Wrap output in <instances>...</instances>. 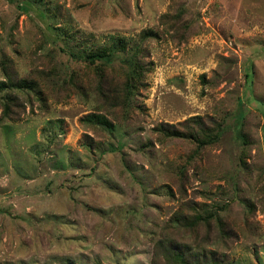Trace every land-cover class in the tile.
Wrapping results in <instances>:
<instances>
[{"label":"rangeland","instance_id":"rangeland-1","mask_svg":"<svg viewBox=\"0 0 264 264\" xmlns=\"http://www.w3.org/2000/svg\"><path fill=\"white\" fill-rule=\"evenodd\" d=\"M147 29V86L113 117L120 59L100 85L97 64L71 51ZM9 79L37 87L0 98V264H171L168 237L222 264H264V0H0ZM193 116L220 137L198 148L161 130L197 129ZM205 209L221 220L175 222Z\"/></svg>","mask_w":264,"mask_h":264},{"label":"trees","instance_id":"trees-1","mask_svg":"<svg viewBox=\"0 0 264 264\" xmlns=\"http://www.w3.org/2000/svg\"><path fill=\"white\" fill-rule=\"evenodd\" d=\"M149 37H157V34L153 30H143L141 33V40L135 44H128L123 38L119 39H110L108 43H105L103 46H95L90 49H83L80 52L71 51V55L80 60L86 61L88 64H97L96 65V75L99 76L98 84L101 85L104 74L101 72L107 66H113L111 62L114 60H119L122 64L125 74V81L123 82L122 91L124 92V97L122 100H116L115 97H106L104 99L105 103L111 109H106V112L115 117L114 109L120 108L123 113L129 111L128 109L133 104L134 95H136L140 88H145L147 86V81L145 80V74L153 68L152 61H146L144 57L147 55L142 46L144 39ZM75 77H72L68 82H72ZM35 81H27L25 79L18 80L17 82L9 79L6 81L0 82V98L7 101L8 93L7 91L13 88H30L35 89L37 86ZM113 90V89H112ZM111 90V91H112ZM114 93H118L117 90ZM101 108V106H96ZM84 119L90 121L93 126H101L107 129H112L113 121H111L107 115L103 113L91 112L87 114ZM192 120H196L198 125L197 129L191 128L188 123L185 122V128L190 130H178L177 128L161 127V130L169 136H185L194 139L197 142L198 148L203 147L208 143H213L220 137V134L223 132L222 125H216L214 129L208 128L203 124V122L198 121L200 118L193 116ZM101 124V125H99ZM215 130V131H214ZM191 218H188L186 215L180 214L176 215L175 222L179 225L186 226L189 228H195L197 224L202 223L207 215L209 218H216L218 221L221 220L220 216L215 212H211L208 209H205L203 212L196 211ZM160 243V249L162 255L171 262V264H222V261L216 257V254L212 251L211 253L202 254L201 256L197 253L192 254L189 247L185 245H180L175 242L171 237L164 238ZM191 253V254H190ZM156 263V262H154Z\"/></svg>","mask_w":264,"mask_h":264}]
</instances>
